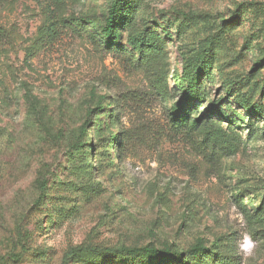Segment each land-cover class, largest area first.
<instances>
[{
    "label": "rangeland",
    "instance_id": "obj_1",
    "mask_svg": "<svg viewBox=\"0 0 264 264\" xmlns=\"http://www.w3.org/2000/svg\"><path fill=\"white\" fill-rule=\"evenodd\" d=\"M114 1L0 0V264H264V0Z\"/></svg>",
    "mask_w": 264,
    "mask_h": 264
},
{
    "label": "trees",
    "instance_id": "obj_2",
    "mask_svg": "<svg viewBox=\"0 0 264 264\" xmlns=\"http://www.w3.org/2000/svg\"><path fill=\"white\" fill-rule=\"evenodd\" d=\"M124 0H115L114 3L111 5L110 10L108 12V16L105 20V25L103 28V35L107 42L111 44L115 40V28L117 27L118 20L121 15V7ZM188 89L186 90V93L184 95V98L179 101L177 108L182 109L185 105L189 104L194 98L196 97L197 93V87L196 83L192 82ZM200 99V95L197 97ZM114 102V106L116 109L118 108L119 101L117 99L112 100ZM175 123L177 125H183L185 123V120L181 117H174ZM42 188L44 189V184L42 185ZM120 252L123 254H126L127 256H131L134 259H137L139 261H148L153 259H160V258H166L171 257L169 250H157L150 248L148 246L142 247V248H133V249H120ZM208 250L203 248L200 243L196 244L193 249L191 250V253L193 257L201 256L202 254L207 253Z\"/></svg>",
    "mask_w": 264,
    "mask_h": 264
}]
</instances>
